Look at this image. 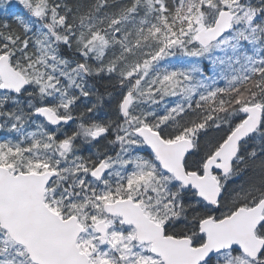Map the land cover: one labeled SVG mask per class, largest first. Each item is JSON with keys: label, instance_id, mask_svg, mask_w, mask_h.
<instances>
[{"label": "snow or ice", "instance_id": "snow-or-ice-1", "mask_svg": "<svg viewBox=\"0 0 264 264\" xmlns=\"http://www.w3.org/2000/svg\"><path fill=\"white\" fill-rule=\"evenodd\" d=\"M0 12V264H264V0Z\"/></svg>", "mask_w": 264, "mask_h": 264}, {"label": "trees", "instance_id": "trees-1", "mask_svg": "<svg viewBox=\"0 0 264 264\" xmlns=\"http://www.w3.org/2000/svg\"><path fill=\"white\" fill-rule=\"evenodd\" d=\"M5 18V14L3 12H0V20H3Z\"/></svg>", "mask_w": 264, "mask_h": 264}]
</instances>
